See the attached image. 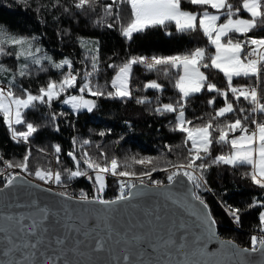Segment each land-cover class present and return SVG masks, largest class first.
Here are the masks:
<instances>
[{"label": "snow or ice", "instance_id": "1", "mask_svg": "<svg viewBox=\"0 0 264 264\" xmlns=\"http://www.w3.org/2000/svg\"><path fill=\"white\" fill-rule=\"evenodd\" d=\"M21 2L27 4L28 0ZM123 5H127L130 10L126 18L121 14ZM52 6L63 5L60 0H55ZM72 7L82 14L97 12L99 8V18L93 22L94 26L118 29L128 41L133 40L134 34L153 28L167 31L169 26H174L179 33L201 31L213 46L214 53L197 47L178 55H132L118 65L108 64L114 75L104 85H100L96 80L101 71L99 41L77 38L87 53L85 60L91 68L89 71L88 65H85L81 75L79 70L73 71V62L68 58L57 62L46 55L38 57L37 53L41 49L34 47L36 37L14 35L0 26V57H13L22 61L16 69L0 63V73L12 74L9 86H0V115L17 143L27 144L29 138L38 131L36 125L26 121L27 110L36 109L38 104L51 106L53 101L59 100L70 105L74 112H92L97 102L87 99L86 94L97 98H132L133 66L143 65L148 71L159 72L166 77L174 75L173 86L178 90L179 98L159 104L154 111L160 115L175 114L170 121L171 130L182 134V145H166L168 151L172 152L173 147L183 146L186 149L182 160L179 157L176 162L169 160L167 163L170 167L163 169L155 167L156 158L153 157L131 156L121 160L116 156L109 157L103 150L96 156L90 155L87 150L80 151L79 155L75 149L67 152L74 169L65 168L64 172L69 178L84 176L94 186L95 194L91 197L81 191L77 207L67 204L59 207L48 204L41 206L37 199L21 203L18 193L12 202L5 203L6 189L30 182L21 178L19 173L9 172L5 175L4 170L0 169V177L4 182V186L0 187V264H79L69 254H83L80 253L79 245L84 241L77 238L81 234L94 241L90 246L93 252L107 251L111 256V264H233V257L237 258L236 264H254L245 259L246 254L254 253H259L262 258L260 264H264V35H249L264 31V0H240L238 5L230 0H111L110 3L73 0ZM64 11L70 12L71 8H64ZM242 11L248 14L247 18L240 15ZM167 34L172 33L169 31ZM42 59L57 70L67 67V71L62 72L59 80L50 79L33 94L23 85H17L16 77L31 76L28 61L42 65ZM201 68H215L223 73L227 81L226 89L210 83ZM39 70L47 71L43 66ZM235 78H243L246 83L234 85ZM109 85L111 90H106ZM163 87L155 80L145 85V88L161 92ZM14 89H19V93ZM70 89H76L79 94H71ZM204 90L222 97L223 106L216 108L214 115L209 114L207 120L197 117L201 122L195 123L186 116V108L190 98ZM63 94L66 97L61 100ZM242 101L247 103V107L242 105ZM136 102L143 104L149 101L146 97H138ZM206 102L209 106L215 105L216 96ZM229 114L231 119H224ZM56 115L52 114L53 120ZM16 125L25 126V130H17ZM91 143L87 139H73V144H78L80 149ZM214 145L219 146V154L213 155ZM96 147L99 149L100 145ZM54 149L57 154L61 152L59 144ZM31 155L29 148L20 162L14 164L5 160L4 164L8 169L19 168L45 183L63 186L59 169L53 171L51 168L37 167L34 172L31 171ZM55 159L57 164L61 163L59 155ZM0 160H3L2 155ZM81 165H86V168ZM133 165L151 168L137 173ZM218 166L245 169L241 173L242 178L250 180L254 187L260 189L259 194L253 196L243 210L221 202L238 227L242 211L259 209L254 225L258 232L250 236V247L241 248L233 241L219 240L217 222L209 205L199 194L198 190L201 189L212 191L206 173ZM156 170L169 172L168 184H164L162 190V182L152 180V172ZM108 177L127 178L117 180L119 194L114 199H105L103 196L108 187ZM145 177L151 181L150 184H145ZM134 179L139 180V185ZM170 185L184 187V194L181 196L173 192ZM42 190L50 192L51 188ZM145 192L164 196L178 210L171 215L156 214L154 221L147 222L146 229L143 224L139 225L142 229L140 232L132 231L133 226L130 225L121 235L115 223L120 205ZM57 194L67 200L75 199L67 191ZM93 204L99 207H91ZM188 207L192 209V219L183 215V210ZM147 214L152 215L151 212ZM89 220L92 221L91 225ZM114 235L120 236V239L112 243ZM214 242L220 245L218 252L209 251V244ZM117 245H121L118 250Z\"/></svg>", "mask_w": 264, "mask_h": 264}, {"label": "trees", "instance_id": "2", "mask_svg": "<svg viewBox=\"0 0 264 264\" xmlns=\"http://www.w3.org/2000/svg\"><path fill=\"white\" fill-rule=\"evenodd\" d=\"M102 3H110L111 0H101ZM234 5H238L240 0H230ZM55 0H28L22 3L21 0H0V25L4 26L9 32L23 36L36 37V40L44 50L53 57L54 61L68 58L73 62V71L82 72L85 60V50L81 48L78 37L97 38L99 40L100 73L96 80L100 85L110 80L114 71L107 65L120 64L132 55H143L151 57L153 55H178L184 54L197 47L206 48L209 53H214V48L207 41L201 31L179 33L174 26H169L167 31L163 28H153L144 33L134 34L133 40L128 41L120 35L118 29H108L106 27L94 26L93 22L98 19L97 12L82 14L72 7L73 0H60L61 6L53 7ZM123 8L122 16L127 17V5ZM185 7H190L185 5ZM64 8H71L70 12H65ZM247 18L248 14L240 13ZM172 34H167L168 32ZM264 35V31H255L249 35ZM84 61V63H81ZM22 61H17L13 57H0V63L6 64L9 68L16 69ZM43 66L47 71H40ZM32 75L25 78L16 77V84L23 85L36 94L39 87L45 86L51 80H59L62 72L51 67L46 60L42 65L29 64ZM208 76L209 82L214 83L220 89H226L227 81L223 73L218 69L201 68ZM175 70H173V73ZM12 78L10 73L0 74V83H8ZM161 83L163 91L145 88L150 81ZM79 83V78H78ZM246 83L243 78H235L234 85ZM248 83H251L248 81ZM174 75L168 77L162 73L148 71L143 65H134L131 78L132 98L93 97L97 102V107L92 112L81 110L74 112L71 107L53 101L51 106L37 105L36 109L27 110L25 118L38 127L27 144L17 143L12 139V134L3 123L0 115V169H3L4 161H12L14 164L22 160L26 151L31 148L32 155L29 159V168L35 171L37 167L51 168L53 171L60 170L62 173L63 186L58 185V190L67 191L64 186H77L89 190L95 194L92 181L86 177L69 178L64 172L65 168H73L74 164L67 152L76 150H87L90 155L96 156L101 150L109 157L116 156L121 160L126 157L136 156L153 157L157 169L169 168L167 161L176 162L178 157L182 160V154L186 149L175 148L169 152L166 145H182V134L172 131L170 121L175 114L160 115L154 111L155 107L162 103L173 102L179 98V93L174 88ZM19 93V89H14ZM106 90H111L110 85ZM71 94H77L76 89H70ZM66 94L61 96V100ZM216 96V104L209 106L207 100ZM140 97L148 98L149 102L137 103ZM231 100V94L229 95ZM247 107L246 102H241ZM223 106V98L216 93L206 90L195 94L190 98L186 108V116L193 119L195 123L201 121L197 117L209 119V114L214 115V110ZM56 113L55 120L52 114ZM65 113V115H60ZM224 119H231L229 114ZM57 126L59 131H57ZM17 130H25V126L16 125ZM104 133L103 136L100 133ZM238 134V133H237ZM77 141L90 140L92 143L80 149L78 144H73V139ZM59 144L61 152L55 153L54 146ZM96 145H100L98 149ZM43 149V151H41ZM218 145L213 146V155L219 154ZM60 156L61 163H56V156ZM86 168V165H81ZM151 166L133 165V170L137 173L150 170ZM23 172L19 168H14ZM245 169H233L227 166L212 167L207 173L206 178L212 191L198 190L199 194L209 205L211 212L217 222L218 231L221 237L234 240L244 247H250V236L257 234L258 229L254 228L257 222L259 209L242 211L240 226L233 223L230 216L226 213L221 202L241 208L242 210L252 197L259 194L260 189L254 187L250 180L242 178L241 173ZM169 172L156 170L152 172V180H161L162 183L168 182ZM34 179L36 177L29 176ZM117 177H108V187L103 194L105 199H114L119 194ZM4 182L0 181V186Z\"/></svg>", "mask_w": 264, "mask_h": 264}, {"label": "water", "instance_id": "3", "mask_svg": "<svg viewBox=\"0 0 264 264\" xmlns=\"http://www.w3.org/2000/svg\"><path fill=\"white\" fill-rule=\"evenodd\" d=\"M20 174V173H19ZM20 177L23 179H26L30 182L28 185H19L16 188L13 189H6V197H5V203L12 202L15 199V194H20V202L23 203L25 200L28 199H37L40 201L41 206L44 204H48L51 206L59 207L62 204H67L70 207H77L79 205V198L74 197V200H67L64 197L59 196L57 193L62 192L57 189H54L52 187H49L47 185H44L29 176L25 174H20ZM139 185V182L137 183ZM145 184H150L146 183ZM164 184H168V182H165L161 185V190L163 188ZM32 185H40L39 188L33 187ZM4 186V185H3ZM0 186V187H3ZM171 190L175 193L180 194L181 196L185 192V188L180 185H170L169 186ZM51 188V191H44L42 189ZM73 197V196H72ZM165 205L167 207H165ZM91 207H99V205H91ZM210 208V207H209ZM13 211H25V209H12ZM178 209L175 205H173L170 201H168L164 196L156 195L153 192H145L139 196H137L135 199L130 200L129 202H124L120 205V211L118 214V218L116 223L117 231L123 235L124 232L128 230V227L131 225L132 231L134 232H140L142 229L139 227V225L143 224L145 226V229L148 227L147 222L149 220H153L155 218L156 214L160 215H171L172 213L176 212ZM151 212L152 215H148L147 213ZM192 209L190 207L185 208L183 210V215L187 219H192L191 216ZM212 214V212H211ZM213 216V214H212ZM214 217V216H213ZM92 224V221L89 220V225ZM217 228V234L219 237V240L221 241H233L237 245H239L241 248H246L242 245H240L238 242L223 238L220 236L218 231V225L216 224ZM79 240H83L84 243L79 245L80 253L83 254H73L70 253L69 256L71 259L76 260L79 262V264H111V256L107 251H98L93 252L91 250V245L94 244V241L91 239V237H85L82 234L77 237ZM117 239H120V236L113 237L112 243H114ZM123 242H121L122 244ZM121 245H117V250ZM209 251H219L220 245L217 242H214L213 244H209L208 246ZM245 259L248 261L254 262V264H260L261 256L259 253H254L251 255L246 254ZM237 258L233 257L232 261L233 264H236Z\"/></svg>", "mask_w": 264, "mask_h": 264}, {"label": "rangeland", "instance_id": "4", "mask_svg": "<svg viewBox=\"0 0 264 264\" xmlns=\"http://www.w3.org/2000/svg\"><path fill=\"white\" fill-rule=\"evenodd\" d=\"M1 26V25H0ZM11 33V32H10ZM12 34H14V33H12ZM14 35H19V34H14ZM23 36V35H22ZM86 38V37H85ZM86 39H90V40H92V41H99L97 38H86ZM34 47H39L40 49H41V52L40 53H37V56L38 57H41V58H43L45 55L46 56H49V57H52L51 55H49L45 50H44V48L41 46V44H39L37 41H34ZM87 55V53L86 52H84V60H85V56ZM53 58V57H52ZM42 61H43V59H42ZM85 65H88V68H87V70H91V68H90V64H88V61L87 60H85ZM28 63L29 64H32L31 63V61H28ZM85 65H84V68H83V70H82V72H81V75H83V72L85 71ZM201 71H203L202 69H201ZM1 74V73H0ZM79 93L77 92V95H78ZM66 97V96H65ZM86 98L87 99H94L91 95H89V94H86ZM67 106H69V107H71L70 105H67ZM80 177H82V176H80ZM30 178H32V177H30ZM32 179H34V178H32ZM123 179V178H122ZM124 179H127V178H124ZM34 180H36V181H38V182H40V183H42V184H44V185H47V186H51V185H53V184H55V183H45L44 181H40L39 179H34ZM144 181L146 182V183H151V181H149L148 180V178L147 177H145L144 178ZM161 181V180H160ZM134 182L135 183H138L139 182V180H135L134 179ZM163 184V183H162ZM56 185V184H55ZM58 190V189H57ZM60 191V190H59Z\"/></svg>", "mask_w": 264, "mask_h": 264}, {"label": "built area", "instance_id": "5", "mask_svg": "<svg viewBox=\"0 0 264 264\" xmlns=\"http://www.w3.org/2000/svg\"><path fill=\"white\" fill-rule=\"evenodd\" d=\"M0 86L8 87L9 83L3 82V83H0ZM3 170H4L5 175H7L9 172H11L13 174L19 173L18 170L14 169V168L8 169L6 166H4ZM119 179H122V178H119ZM0 181H3L2 177H0ZM49 187H52L54 189H58V185L57 184L56 185L53 184V185H51ZM64 188L67 190L69 195H71L73 197L79 198V195H80L81 191L88 193L90 197L93 196V193L91 191L79 188L77 186L70 185V186H64Z\"/></svg>", "mask_w": 264, "mask_h": 264}]
</instances>
